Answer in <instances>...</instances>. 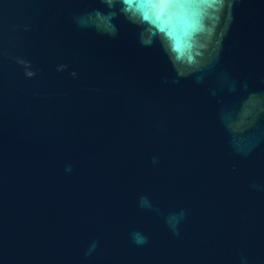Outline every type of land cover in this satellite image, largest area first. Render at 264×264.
Instances as JSON below:
<instances>
[{"label": "water", "instance_id": "obj_1", "mask_svg": "<svg viewBox=\"0 0 264 264\" xmlns=\"http://www.w3.org/2000/svg\"><path fill=\"white\" fill-rule=\"evenodd\" d=\"M98 7L0 0V264H264V0H237L204 72L123 16L73 23Z\"/></svg>", "mask_w": 264, "mask_h": 264}, {"label": "clouds", "instance_id": "obj_2", "mask_svg": "<svg viewBox=\"0 0 264 264\" xmlns=\"http://www.w3.org/2000/svg\"><path fill=\"white\" fill-rule=\"evenodd\" d=\"M236 3L237 0H101L102 7L74 15L73 23L78 28H91L101 35L115 38L119 34L115 21L123 16L140 29L138 40L142 46H151L159 39L174 63L186 65L190 72H204L200 60L205 58V52L209 67L219 61L220 49L234 20ZM201 36H205L207 42L198 47L196 40ZM204 78V75L197 76L196 82L202 83ZM65 171L71 172V166ZM139 206L153 207L144 196L140 197ZM186 218V211L180 209L166 216L165 224L173 235H179ZM129 237L137 247L149 242L141 230L132 231ZM98 246L99 241H92L85 255L91 256Z\"/></svg>", "mask_w": 264, "mask_h": 264}]
</instances>
